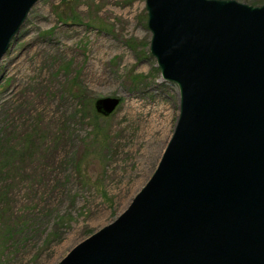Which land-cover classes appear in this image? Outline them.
<instances>
[{
    "label": "rangeland",
    "instance_id": "obj_1",
    "mask_svg": "<svg viewBox=\"0 0 264 264\" xmlns=\"http://www.w3.org/2000/svg\"><path fill=\"white\" fill-rule=\"evenodd\" d=\"M150 40L145 0L32 7L0 63V264H58L150 179L179 111Z\"/></svg>",
    "mask_w": 264,
    "mask_h": 264
},
{
    "label": "water",
    "instance_id": "obj_2",
    "mask_svg": "<svg viewBox=\"0 0 264 264\" xmlns=\"http://www.w3.org/2000/svg\"><path fill=\"white\" fill-rule=\"evenodd\" d=\"M38 1L0 0V63ZM145 9L150 54L179 91L174 131L127 209L58 264H264V4Z\"/></svg>",
    "mask_w": 264,
    "mask_h": 264
},
{
    "label": "trees",
    "instance_id": "obj_3",
    "mask_svg": "<svg viewBox=\"0 0 264 264\" xmlns=\"http://www.w3.org/2000/svg\"><path fill=\"white\" fill-rule=\"evenodd\" d=\"M94 116H95V118H97L98 115L95 114ZM98 117H99V116H98Z\"/></svg>",
    "mask_w": 264,
    "mask_h": 264
},
{
    "label": "bare ground",
    "instance_id": "obj_4",
    "mask_svg": "<svg viewBox=\"0 0 264 264\" xmlns=\"http://www.w3.org/2000/svg\"><path fill=\"white\" fill-rule=\"evenodd\" d=\"M10 44H11V42H10Z\"/></svg>",
    "mask_w": 264,
    "mask_h": 264
}]
</instances>
